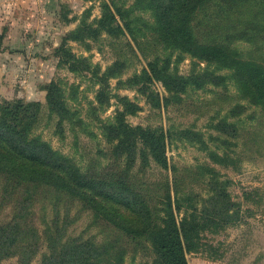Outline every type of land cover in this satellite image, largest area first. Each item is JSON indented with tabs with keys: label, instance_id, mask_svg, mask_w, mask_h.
Returning a JSON list of instances; mask_svg holds the SVG:
<instances>
[{
	"label": "rangeland",
	"instance_id": "obj_1",
	"mask_svg": "<svg viewBox=\"0 0 264 264\" xmlns=\"http://www.w3.org/2000/svg\"><path fill=\"white\" fill-rule=\"evenodd\" d=\"M115 1L127 6L134 2ZM220 1L223 2H211L203 11V19L198 22L200 36L201 28L210 25L206 19L215 15L214 3ZM109 4L113 7V0H0V102L39 101L41 114L35 134L73 156L82 168L101 161V166L95 167L97 171L109 165L116 143L110 129L103 136L100 125H107L108 120H114L119 111L129 106L124 115L126 123L166 132L167 167L153 160L145 162L140 156L135 160L131 174L140 182L139 190L147 187V191L140 190L143 193L140 196L147 198L150 207L162 209L163 196L169 191L178 221L187 211L194 208L203 211L218 201L222 218L228 219L221 222L218 216L220 223L202 231L199 249L186 252L188 264H264V104L232 78L180 91L170 89L160 79L148 85L134 83L131 78L142 73L149 62L161 66L168 55L174 61L172 72L178 70L182 75L190 74L195 64L198 69L205 68L207 61L187 52L183 54L180 49H166L161 41L149 35L147 41L144 33L149 34L151 29L143 20H138L141 27L138 39L127 32L109 34L108 27H101ZM250 6L255 11L260 0H252ZM141 13L150 25L156 19L151 7L137 8L134 15ZM80 25L90 27L78 38L67 40L65 49H60L64 38ZM92 27L97 28L96 32L90 30ZM235 46L246 52H255L260 47L258 43L240 40ZM261 46L264 49V39ZM74 55L78 58L74 60L77 69L66 61ZM109 68L115 71L107 81L109 100L95 113L91 106H99L97 95L101 88L97 79ZM51 82H58L66 92L69 106L78 110L87 123L79 124L82 130L78 141L67 123L60 135L59 117L53 114L50 118L46 86ZM128 167L120 159V169ZM1 186L2 182L0 226L12 219L14 213V206L2 201ZM59 207L56 209L49 199L36 200L32 208L33 229L28 234L21 233L15 244L33 247L27 256L17 252L2 258L0 264H50V256L59 258L63 248L73 240H93L102 248L109 237H118L115 243L129 247L121 264L155 263L156 254L148 242L134 248L133 243L124 242L118 227L111 224L112 231L103 224L92 226V214L83 206L70 207V211L66 206L62 205L60 210ZM60 240L62 244H58ZM114 249H117L114 245L105 250L97 248L89 258L93 264H119ZM81 259L84 258H78ZM57 264L89 263L69 258Z\"/></svg>",
	"mask_w": 264,
	"mask_h": 264
},
{
	"label": "trees",
	"instance_id": "obj_2",
	"mask_svg": "<svg viewBox=\"0 0 264 264\" xmlns=\"http://www.w3.org/2000/svg\"><path fill=\"white\" fill-rule=\"evenodd\" d=\"M213 1L215 0H134L133 4L127 6L113 0V7L110 4L106 6L101 27H108L111 35L127 32L138 39L141 31L138 20H143L145 26L151 29L149 34L144 33L145 38L149 35V38L161 41L166 49H180L183 54L187 52L207 61L205 68L198 69L195 64L190 74L182 75L178 70L172 72L171 63L174 61L167 54L165 64L159 66L158 63L149 62L142 73L131 78L134 83L144 82L148 85L155 79H160L170 89L180 91L189 86H202L232 78L238 86L250 91L258 102L264 104V49L261 46L264 39V0H260V6L255 11L250 6L252 0L215 2V15L206 19V24L210 22V25L206 29L201 28L200 36L198 22L203 19V11ZM242 2L247 3V6H242ZM146 7L153 8L156 17L151 25L142 13L134 15L137 8ZM239 11L241 15L238 14ZM86 27L90 26L80 25L71 31L64 38L60 49H65L67 40L78 38L80 33L87 30ZM90 30L96 32L97 28L92 27ZM212 36L215 37L214 41L211 40ZM238 40L258 43L260 47L255 52H246L235 46ZM74 60H78L75 55L66 61L72 69H77L78 63ZM222 70L227 72L220 73ZM112 72L115 71L109 68V72L97 79L101 88L97 95L99 106H91L95 113L109 100L106 93L109 87L107 81L113 75ZM46 88L50 118H53V114L59 117L57 132L63 134L67 123L78 141L82 130L79 124L84 121L79 116V111L69 106L66 92L58 82H51ZM129 109L126 106L125 110L117 113V118L110 122L108 120L107 125H100L103 136L110 129L116 143L109 165L97 171L95 167L101 166V161L82 168L73 156L64 154L41 135L35 134L41 114L39 101L0 102L2 201L14 206L12 219L0 226V261L17 252L26 256L30 252L33 246L23 248L15 244L21 233L28 234L32 231V208L39 198L51 200L56 209L57 205L60 206L59 210L62 205L67 207V211H70V207L83 206L92 214V226L103 224L105 228L111 229L112 224L118 227L123 232L119 235L124 238V242L133 243L134 248L148 242L156 254L154 264H188L186 252L199 249L202 231L220 223L217 221L218 216H221V222L228 220L226 217L222 218L218 201H213L211 207H205L203 211L197 208L189 210L178 221L169 191L163 196L165 207L162 209L156 205L150 207L147 198L140 196L143 194L141 191H147V187H140V191V182L131 174L135 160L140 156L145 162L153 160L158 165L167 167L166 132L160 128H144L126 123L124 115ZM85 124L87 125L86 122ZM92 131L94 135H98L93 129ZM120 159L125 160L130 167L120 169ZM226 212L229 214V209ZM50 237L53 239L52 235ZM117 239L118 237H109L108 243L102 248L97 247L93 240H73L69 242L71 245L63 248L59 258L53 254L50 256V264L63 263L69 258L93 264L95 262L89 256L97 248L105 250L112 245L117 248L113 252L121 264L129 247L125 244L123 246L122 242L115 243ZM58 244H62V241H58ZM79 257L84 259L78 260Z\"/></svg>",
	"mask_w": 264,
	"mask_h": 264
}]
</instances>
